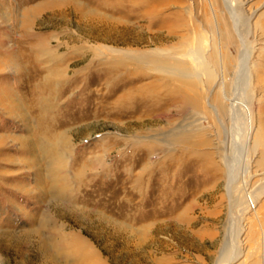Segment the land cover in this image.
Returning a JSON list of instances; mask_svg holds the SVG:
<instances>
[{"label":"rangeland","instance_id":"374dc122","mask_svg":"<svg viewBox=\"0 0 264 264\" xmlns=\"http://www.w3.org/2000/svg\"><path fill=\"white\" fill-rule=\"evenodd\" d=\"M47 1L54 0H0L4 7L0 11L24 12ZM81 1L105 18L112 15L118 26L85 20L79 24L77 13L56 7L37 13L35 34L49 38L52 46L59 45L62 54L82 44L106 43L142 52L178 45L176 39H162L164 29L153 41L143 5H136L137 13L131 17L112 12L99 0ZM227 1L164 4L165 12L168 9L164 16L177 21L179 34L202 42L207 56L216 45L223 60L228 55L236 62L224 73L226 96L235 105L231 108L217 92L222 72L213 60L218 81L207 87L208 101L227 104L217 105V111H222L218 117L209 103L199 110L189 107L179 112L166 87L149 86L160 73L146 68L136 71L134 85L124 87L122 76L136 67L131 61L118 71L109 69L108 59L115 53L67 57L70 89L60 97L66 102L57 118L64 128H72L75 209L43 201L33 169L22 162L28 154L19 138L27 134L26 121L16 105L22 103L33 122L38 107L30 98L38 91L36 83L44 81L42 76L28 78L22 72L35 74L28 56L39 58L38 66L48 64V59L33 51L17 19L6 21L0 16V51L15 50L19 61L9 60L8 54L0 56V223L18 231L31 228L29 214L40 207L41 214L49 211L60 227L86 239L105 264H261L262 260L264 264V0H231L234 11ZM9 3L13 5L7 8ZM213 11L220 22L229 23L233 39L225 44L224 39L212 37ZM214 30L224 29L220 25ZM242 54L243 64L238 66ZM89 62L84 75L72 76ZM196 81L204 89L203 81ZM113 88L116 94L110 93ZM237 101L243 105L237 106ZM35 126L32 123L31 128ZM179 132L180 136L193 133L191 143L176 141ZM98 154L107 158L106 168L90 164ZM52 259L54 264H71L60 257ZM0 264H42L39 246L0 235Z\"/></svg>","mask_w":264,"mask_h":264},{"label":"bare ground","instance_id":"6f19581e","mask_svg":"<svg viewBox=\"0 0 264 264\" xmlns=\"http://www.w3.org/2000/svg\"><path fill=\"white\" fill-rule=\"evenodd\" d=\"M99 1H101L102 4L106 5V8L108 7L112 12H126L131 17L135 16V14L137 13V11L134 9L136 5H143V7L145 6V16L147 20L146 23L148 29L153 34V41V36H158L163 32L164 29V32L162 33V39H176L178 45L142 52L136 50L119 49L113 46L106 45V43L94 45L82 44V46L80 45L77 49L73 50V52L75 51L74 53L71 51H67L66 53L62 54L59 50V45L52 46V43L50 42V40H48L49 38L41 34L39 35V33L35 34L36 30L33 28V21L37 13L46 11L47 9H55L56 7H67L77 13L79 24H81L82 20L96 23H109L110 25L112 24V26H116L119 23L114 21L115 18L112 15L110 16V18H105L98 12L97 9L89 7L81 0H54L52 2H41L36 6L26 9L24 12L17 10L12 12L10 11L9 13L7 11H0L1 18H5L6 21H9L11 19L14 20V18L17 19L19 29H23L24 33L31 40V46L34 48L33 51H35L41 57L48 59V64H46L45 66H38V62H40L38 60L39 58L33 59V57L30 58L28 56V64H30V66L35 70V74L33 70L22 72L24 77L27 76L29 78L38 75L44 78V81L42 80L43 82H40L38 84L35 82L38 87V91L32 94L30 98L31 101L32 99H35L37 101L38 112H35L36 116H34L37 118H34V121L31 122L30 118L26 117L27 115L25 110L23 109L22 103L16 105V112L21 113L20 116L26 121L27 125H25V131L27 132V134L19 138L22 148L27 150L28 154L22 162L26 164V166H29V168L33 169L35 173L34 182L35 186L38 189V194L40 195L41 199H43V201L46 200V202H48V205L50 206L65 205L73 209L76 208V205L73 204L74 197L72 196L71 185L73 181H77V177L75 174L73 176V174L70 173L72 171L71 157H73L74 155L73 144L70 136V131L72 130V128H64V123L59 121L57 118V116L59 115L57 114L58 110L62 107H65L64 102H66V100H63L60 97L64 96L65 93H67L70 89V65L65 66L64 64L66 63V61H68L67 57L70 56L71 53L77 54L78 56H80V58H83L88 54L92 55L93 57H99V55L104 54L107 51L115 53L117 56H110L108 59L109 62L107 61L109 65L110 63L112 64L109 69H114V71H118L120 68L123 69L122 67H124L125 64L132 61L134 63L133 65L136 67V70H130L127 73H124V75L122 74V82L124 87L125 85H131L135 82L137 78L134 75H139L136 71H142L146 68L147 71L149 69L156 73H160L157 75L159 77H156V79L152 80L149 83V86L153 89H161V87H166V90L171 94H167L170 100L177 101L178 105H176V107L177 109H181V111L179 112H184L186 108L189 107L199 110L201 109L200 107L203 105V103H209L208 100H211V98L207 95V87L214 83L216 85V82L218 81L216 78L220 76L219 83L217 85V92L220 94V96L223 97L226 102L229 101L228 105L231 106V108L235 107L232 99L226 96V86L228 79L224 73L228 71L229 66L234 67L236 62L228 55H225V58L223 60L222 56H220L218 52L219 50H217V52L215 51L216 45L212 47L213 51H211L207 56L206 52L201 46L202 42L199 43L200 41L198 42L196 39L189 37L188 34H179V32L177 31V21L169 16H164L166 13H168V9H166V12L164 10V4H173L175 2H178L179 0ZM228 1L226 2V6L229 7L228 9L230 11H234L232 3L233 1ZM12 5L13 4L9 3L7 8ZM1 8L3 9L4 7L1 6L0 9ZM174 13L178 17H180L181 15L179 11H176ZM213 18L215 21L211 25L212 37H215L216 40L220 38L222 42L224 39V44L227 40H232L233 35L231 34L229 23L220 22V20H218L215 15V11H213ZM219 24L224 29L223 31H220V33L217 30H214L216 27L220 26ZM218 35L220 37H218ZM193 43H195L196 45L194 48L191 45ZM70 48L71 47H69V49ZM8 49L6 48L3 49L4 51H0V56L8 54L7 58L9 60H11L9 57H13L12 61H17L15 54L16 51L13 49L10 51ZM213 60H216V62H218L222 74H218L214 69ZM100 61L103 62L102 60ZM240 63L241 65L243 64V54L241 56L240 62H237L238 66L240 65ZM90 65L91 62H89L88 65L84 66L80 70L74 71L72 76L78 74V76L81 77V75H84L85 73L84 69L90 68ZM78 76H76V78ZM143 76H145V74H143ZM199 78L205 85L204 89H201L198 82L196 81V79ZM108 80L110 79L108 78ZM144 87H146V85ZM110 93L116 94L117 88L111 89ZM117 99L118 103L119 98ZM130 99H132V95H130V97L128 98V102L130 101ZM209 104L217 117L222 115V111H217V105L225 104L223 100L219 104L211 103V101ZM238 104L243 105L241 102L238 103L237 101L236 105L238 106ZM24 120L23 122H25ZM32 123L36 124L35 129H33V127L31 128ZM30 135H35L34 139L36 140L31 141L30 139L32 138V136ZM176 135V139H174L185 144L189 143L191 137H193V133L191 132L189 134H185L186 136H180V132ZM135 141L137 140H134V142ZM155 146L157 145L155 144ZM192 147V149L194 150L195 147ZM90 164L92 166L106 168L108 162L107 158L103 154H98L94 157V159L91 160ZM84 165L85 164H83L82 167H84ZM107 169L112 170V166H108ZM1 175L2 173H0V178ZM29 191L30 190H27L28 193ZM41 209L42 208L39 207L36 209L34 214H29V218L31 219L33 227L23 230L21 229L20 231H18L17 229H12L8 225H2L0 223V235L16 236L25 241H34L36 245L39 246L42 264H54L55 261L53 259L51 260V258L58 257H60V260L70 262L71 264H105V262L96 252V249L86 239L82 238L78 234L66 231L65 226L64 228L60 227L57 220L50 215L49 211L41 214ZM93 212L98 216L101 215L98 211L93 210ZM8 221L9 218L5 219L4 222L7 223ZM43 230L47 231H44L43 233ZM59 237L61 239H58ZM63 238H65V241ZM68 240H70V242H68ZM69 246L73 248L71 249ZM261 262V264H263V260Z\"/></svg>","mask_w":264,"mask_h":264}]
</instances>
